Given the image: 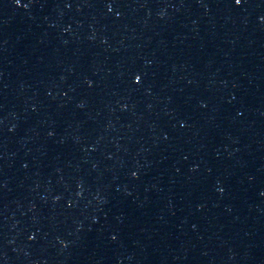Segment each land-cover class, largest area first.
<instances>
[{"label": "water", "instance_id": "95a60500", "mask_svg": "<svg viewBox=\"0 0 264 264\" xmlns=\"http://www.w3.org/2000/svg\"><path fill=\"white\" fill-rule=\"evenodd\" d=\"M0 175L119 264H264V0H0Z\"/></svg>", "mask_w": 264, "mask_h": 264}]
</instances>
